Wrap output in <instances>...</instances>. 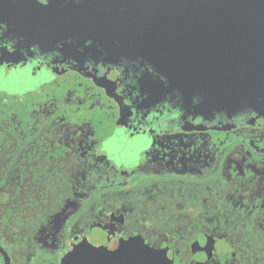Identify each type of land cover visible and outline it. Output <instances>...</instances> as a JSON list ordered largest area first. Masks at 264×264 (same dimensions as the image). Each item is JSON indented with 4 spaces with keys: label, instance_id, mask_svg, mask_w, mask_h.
Wrapping results in <instances>:
<instances>
[{
    "label": "flooded vegetation",
    "instance_id": "flooded-vegetation-1",
    "mask_svg": "<svg viewBox=\"0 0 264 264\" xmlns=\"http://www.w3.org/2000/svg\"><path fill=\"white\" fill-rule=\"evenodd\" d=\"M125 11L0 0V264L131 239L264 264V107L215 109L125 50L103 24Z\"/></svg>",
    "mask_w": 264,
    "mask_h": 264
},
{
    "label": "water",
    "instance_id": "water-1",
    "mask_svg": "<svg viewBox=\"0 0 264 264\" xmlns=\"http://www.w3.org/2000/svg\"><path fill=\"white\" fill-rule=\"evenodd\" d=\"M117 2L126 11L103 24L125 50L154 60L215 109L264 107V0ZM61 264H172V257L131 239L115 251L80 245Z\"/></svg>",
    "mask_w": 264,
    "mask_h": 264
}]
</instances>
